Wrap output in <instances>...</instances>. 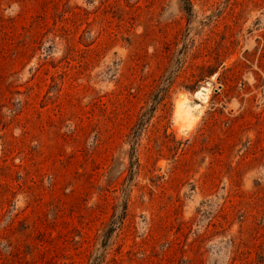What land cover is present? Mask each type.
<instances>
[{"label":"rangeland","instance_id":"rangeland-1","mask_svg":"<svg viewBox=\"0 0 264 264\" xmlns=\"http://www.w3.org/2000/svg\"><path fill=\"white\" fill-rule=\"evenodd\" d=\"M0 264H264V0H0Z\"/></svg>","mask_w":264,"mask_h":264},{"label":"bare ground","instance_id":"bare-ground-1","mask_svg":"<svg viewBox=\"0 0 264 264\" xmlns=\"http://www.w3.org/2000/svg\"><path fill=\"white\" fill-rule=\"evenodd\" d=\"M196 97L198 98V95H196ZM187 98V97H186ZM180 99V98H178ZM177 114L179 115V117H181L183 120H186V121H192L193 118H194V111L197 110V106L193 107L192 105H190L187 100L185 99V96L184 98L182 97V99L178 100L177 104ZM199 115V114H198ZM181 121V120H180ZM182 122V121H181ZM184 122V121H183ZM182 122V123H183ZM182 123H181V126H182ZM185 124V123H184ZM179 125V124H178ZM177 125V126H178ZM194 125V124H193ZM192 125V126H193ZM196 125V124H195ZM176 126V127H177ZM181 128V127H180ZM184 129V128H183Z\"/></svg>","mask_w":264,"mask_h":264},{"label":"trees","instance_id":"trees-1","mask_svg":"<svg viewBox=\"0 0 264 264\" xmlns=\"http://www.w3.org/2000/svg\"><path fill=\"white\" fill-rule=\"evenodd\" d=\"M204 91V93L203 94H205L206 93V90H203Z\"/></svg>","mask_w":264,"mask_h":264}]
</instances>
